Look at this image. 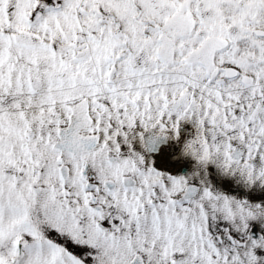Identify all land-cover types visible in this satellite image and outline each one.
I'll return each mask as SVG.
<instances>
[{
  "label": "snow or ice",
  "instance_id": "1",
  "mask_svg": "<svg viewBox=\"0 0 264 264\" xmlns=\"http://www.w3.org/2000/svg\"><path fill=\"white\" fill-rule=\"evenodd\" d=\"M0 264H264V0H0Z\"/></svg>",
  "mask_w": 264,
  "mask_h": 264
}]
</instances>
